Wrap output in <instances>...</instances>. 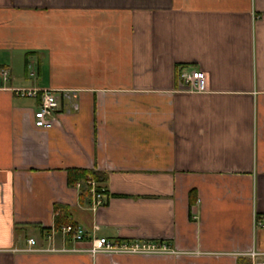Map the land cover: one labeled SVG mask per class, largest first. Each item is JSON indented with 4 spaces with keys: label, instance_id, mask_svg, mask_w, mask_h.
Returning <instances> with one entry per match:
<instances>
[{
    "label": "crops",
    "instance_id": "crops-1",
    "mask_svg": "<svg viewBox=\"0 0 264 264\" xmlns=\"http://www.w3.org/2000/svg\"><path fill=\"white\" fill-rule=\"evenodd\" d=\"M2 70L0 264H264V0H0ZM28 89L77 97L40 129ZM70 169L105 176L95 213ZM101 238L175 254L86 252Z\"/></svg>",
    "mask_w": 264,
    "mask_h": 264
},
{
    "label": "built area",
    "instance_id": "built-area-1",
    "mask_svg": "<svg viewBox=\"0 0 264 264\" xmlns=\"http://www.w3.org/2000/svg\"><path fill=\"white\" fill-rule=\"evenodd\" d=\"M3 80H7V72L2 70L0 72ZM32 75V72H31ZM179 84L181 86L188 85L187 89L190 91H202L204 87V77L200 71H193L191 73H181L178 76ZM71 102L76 99L77 95L75 91L69 90H17L16 95L26 98H37L39 100L38 109L33 114L34 126L36 128H49L52 125L53 115L58 107V94ZM89 193L91 197L90 211L95 213L96 210L103 206L105 199L107 198V190L105 187L98 184L94 179L88 178ZM260 225V224H259ZM62 233L70 235L75 242H81L84 238L85 232L79 226L68 225L62 228ZM33 240H29L30 246L34 245ZM91 248L86 252L91 255L98 253L107 255H139V256H166L175 254V252L164 244L154 243H117L111 242L106 239H96L92 242ZM27 252H34L37 250L26 249ZM49 252H58L60 250L51 248ZM64 251V250H62ZM76 251V250H75ZM260 254L250 253L247 256L253 261ZM252 264H255L254 262Z\"/></svg>",
    "mask_w": 264,
    "mask_h": 264
},
{
    "label": "trees",
    "instance_id": "trees-1",
    "mask_svg": "<svg viewBox=\"0 0 264 264\" xmlns=\"http://www.w3.org/2000/svg\"><path fill=\"white\" fill-rule=\"evenodd\" d=\"M88 178L94 179L98 184L105 181V176L100 172L94 170H83V169H70L67 170V184L69 186L79 187V199L82 205L90 204V193L88 186ZM54 211H58L59 214L55 218V228L59 229L62 226L72 225L77 226L71 219V212L68 207L55 205Z\"/></svg>",
    "mask_w": 264,
    "mask_h": 264
}]
</instances>
